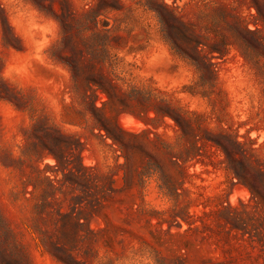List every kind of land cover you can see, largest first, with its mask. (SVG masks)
<instances>
[{
  "label": "rangeland",
  "instance_id": "374dc122",
  "mask_svg": "<svg viewBox=\"0 0 264 264\" xmlns=\"http://www.w3.org/2000/svg\"><path fill=\"white\" fill-rule=\"evenodd\" d=\"M0 264H264V0H0Z\"/></svg>",
  "mask_w": 264,
  "mask_h": 264
},
{
  "label": "trees",
  "instance_id": "16d2710c",
  "mask_svg": "<svg viewBox=\"0 0 264 264\" xmlns=\"http://www.w3.org/2000/svg\"><path fill=\"white\" fill-rule=\"evenodd\" d=\"M38 127H40V129H41V131L43 132V134L44 135H49L50 134V132H54V134H56V136H54L55 137V139H56V142L58 141L59 143H60V141L62 140V139H64L65 138V135H62V134H60V133H57L56 131H51L50 129H47V128H45V127H41V126H38ZM37 127V128H38ZM33 128H36V125L33 127ZM50 153V155H52L54 158H55V160L58 162V157L56 156V154H54L53 152H49Z\"/></svg>",
  "mask_w": 264,
  "mask_h": 264
},
{
  "label": "bare ground",
  "instance_id": "6f19581e",
  "mask_svg": "<svg viewBox=\"0 0 264 264\" xmlns=\"http://www.w3.org/2000/svg\"><path fill=\"white\" fill-rule=\"evenodd\" d=\"M128 128V127H127Z\"/></svg>",
  "mask_w": 264,
  "mask_h": 264
}]
</instances>
